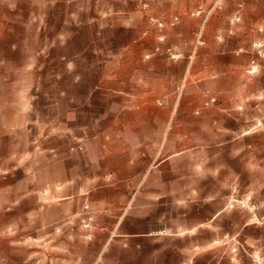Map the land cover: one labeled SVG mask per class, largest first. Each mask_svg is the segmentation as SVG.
<instances>
[{
    "label": "rangeland",
    "instance_id": "374dc122",
    "mask_svg": "<svg viewBox=\"0 0 264 264\" xmlns=\"http://www.w3.org/2000/svg\"><path fill=\"white\" fill-rule=\"evenodd\" d=\"M261 48L264 0H0V264H264Z\"/></svg>",
    "mask_w": 264,
    "mask_h": 264
},
{
    "label": "crops",
    "instance_id": "0c3cea01",
    "mask_svg": "<svg viewBox=\"0 0 264 264\" xmlns=\"http://www.w3.org/2000/svg\"><path fill=\"white\" fill-rule=\"evenodd\" d=\"M11 127L10 125L6 124V116L0 112V166H5L6 164H10L12 157H11ZM7 173L1 174L0 172V197H6V193H8V186L7 184H1V182L7 181L9 178L6 176ZM55 195V192H52ZM5 207V206H4ZM6 211V208H4ZM112 223V220H109ZM122 223L118 221L116 223V227H118Z\"/></svg>",
    "mask_w": 264,
    "mask_h": 264
},
{
    "label": "built area",
    "instance_id": "2783aa9c",
    "mask_svg": "<svg viewBox=\"0 0 264 264\" xmlns=\"http://www.w3.org/2000/svg\"><path fill=\"white\" fill-rule=\"evenodd\" d=\"M174 24L175 23H173V25ZM259 56H260V58H264V50L262 48L259 50ZM251 69H252V71H251L252 73H254L255 70L258 69V64H257L256 60L252 61ZM215 101H216V99L212 100V102H215ZM85 208L89 209V206H86ZM93 221H94V218L92 216H90V215H87L86 218L82 221L83 228L86 229V230L91 229ZM1 264H6L4 259L1 260Z\"/></svg>",
    "mask_w": 264,
    "mask_h": 264
}]
</instances>
